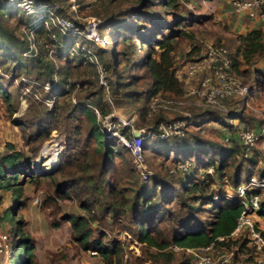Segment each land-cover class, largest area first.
I'll return each mask as SVG.
<instances>
[{
	"label": "trees",
	"instance_id": "1",
	"mask_svg": "<svg viewBox=\"0 0 264 264\" xmlns=\"http://www.w3.org/2000/svg\"><path fill=\"white\" fill-rule=\"evenodd\" d=\"M54 1L61 4L56 10L58 13L68 7L63 4L66 0ZM114 1L99 0L96 4H103L98 37L103 39V30L113 35L110 46L106 47L71 29L62 32L55 26L48 28L45 16H25L14 3L0 0V95L10 102V95L3 85L16 81L17 89L28 91L23 93L25 98L42 105L29 119H12L23 131L26 143L31 144V153L15 149L10 142H6L5 151L0 152V204L3 191L9 192L12 199L0 215V221L8 223L11 232L12 250L7 256L8 264H36L34 240L23 230L24 223L18 218V211L29 198L25 185L39 180L32 161L40 144L52 130L58 131L62 122L74 118L76 122L67 128L57 166L45 177L52 183V194H48L47 199L73 198L81 212H65L51 224L57 227L62 221L68 222L73 239L82 249L96 251L107 264L115 260L119 263L123 257L127 240L120 237L121 232L131 234L141 243L143 254L151 262H172L176 257L172 247L176 245L180 247L176 251L180 256L175 264H189L191 256L185 251L186 247L205 246L217 236L228 235L236 225L244 199L262 193V187L255 186L247 189L244 196L235 191L236 186L249 181L252 174L264 180V154L252 149L247 158L234 165L235 158L244 157L245 149L235 133L246 120L241 109L230 107L225 113L205 109L192 115L200 119L194 122L207 119L224 126L228 131L223 137H228L225 145L202 140L193 132L182 137H146L142 142L143 151L149 149L148 140L154 138L155 144L161 145L163 160H168L169 164L164 168L165 174L152 171L147 179L150 183L142 182L132 195L128 194L127 179L136 173L135 167L129 165L122 154L129 149L104 131L95 109L101 117L105 116L110 106L104 98L110 94L113 102L111 94L119 91L134 107L140 126L154 129L157 122L165 118L159 114L147 116L149 100L155 94L179 95L183 86L177 69L197 60L201 49L194 44V35L186 28L198 16L191 12L178 13L180 7H185V0H134L128 6L116 9L111 6ZM15 29H26L32 34L35 54L25 53L28 43L14 33ZM50 32L55 36L51 37ZM180 38L188 39L191 47L177 67L174 51ZM238 41L241 63H251L253 54L264 51L260 28L240 33ZM91 55L96 60L91 59ZM230 61L232 69L240 62L236 57ZM98 65L105 73L107 88L100 83L91 92L92 103L71 96L74 89L84 88L90 82L83 72L92 69L98 78ZM109 71L113 73V79L107 76ZM45 82L50 85L48 89L44 88ZM51 98L52 105L48 106L46 100ZM8 109L13 113L15 107L8 104ZM76 111L84 114L90 123L82 141V123ZM119 127L126 137L132 136L127 127ZM98 153L99 159L95 156ZM178 162H187L189 167L183 172H169V168ZM231 165L233 173L229 174L228 189L227 185L217 184L216 178L225 175ZM207 167H212L213 172L208 173ZM256 214L264 216V193L259 198ZM116 226L119 228L112 230ZM104 227L112 230L108 236ZM218 243L234 247L235 258L239 252H246L247 258L251 256L244 236Z\"/></svg>",
	"mask_w": 264,
	"mask_h": 264
},
{
	"label": "rangeland",
	"instance_id": "2",
	"mask_svg": "<svg viewBox=\"0 0 264 264\" xmlns=\"http://www.w3.org/2000/svg\"><path fill=\"white\" fill-rule=\"evenodd\" d=\"M133 1L134 0H115L111 6L114 9L123 8L128 6ZM75 2L80 6V10L78 12L80 17L94 16L99 20L101 19V15L103 13V4H95L88 7L87 4L89 3V0H75ZM68 3L70 2H68L67 0L63 2V4ZM188 3H190L191 5H189ZM230 3L231 0H188L186 1V3H184L185 7H183L187 9V11L180 7L178 13L188 14L189 12H191L198 16L195 22L186 26V28L194 35V44L200 46L201 51L199 55H197V59L204 55L209 44H220L226 47V57L228 59L236 57V59L238 58V60H240V62H238L237 64V68L232 69V74L239 77L242 83H245L250 87L251 97L248 100H245L241 97L226 99L222 101L226 109H216V111L225 113L226 110L230 107L241 109L246 120L245 125L248 127H255L264 118V51L261 54H253L251 63H241V57L239 56L238 50V47L241 44L238 41V35L240 33H243L241 32L242 26H244L245 29H249V24L252 22V28H260L262 30V43L264 46V17L251 20L245 16L236 15L231 11ZM168 17H170V15H168ZM102 32L103 39H101L100 43L105 44L106 47H109L113 35L112 33H106V30H103ZM14 33L18 37L23 39L26 43H28V48L33 46L36 47V45H33L30 35L24 29H15ZM190 47L191 43L188 39L180 38L178 42H176L174 53L177 67L180 65L179 63L184 60V54L188 50H190ZM189 58L191 59V56H189ZM182 66L178 67L177 75L182 80L183 88L188 85L197 86L200 75L190 78L188 80V83H186V81L184 80L186 74L182 72L183 70H180L183 69ZM178 70H180V72H178ZM106 73L109 78H114L112 72L109 71ZM98 74L99 75L97 78L96 72L92 69L83 72V76L90 82L84 88L74 89L71 96H73L74 98L77 97L81 101L92 103L91 92L97 89L100 83L103 84L105 88H107V85H105V82H107V80L105 81L104 78L105 73L103 71H100ZM14 84H16V81ZM14 84H10V82H7L3 85L5 91H7L10 95V102H7L0 95V152L5 151V143L10 142L13 144L15 149L30 154L31 144L26 143L23 131L12 119L14 117L29 119L38 110H40L42 105L33 102L31 98H25V94L23 93H28V91L26 89L19 90L17 89V87H15ZM39 93H42L40 89L38 90V96H40ZM111 95L114 97L113 102H111L110 100V94L108 97L104 98L110 106V111L103 117L99 115L98 118L101 119V122H103V124L107 127L109 125V119H111L112 121H120V119L123 118L126 120H131L134 127L140 126L141 122L135 113L134 107L129 103V101L123 98L124 96H122L119 91H115ZM171 97L177 98L180 96L177 95ZM65 99L67 100V97ZM8 104H10L12 107H15L13 113L9 111ZM182 105L183 106L181 108L188 110L192 115L205 110L197 104L196 100L193 97L183 98ZM76 113L82 123V133L80 135L81 140L88 131L90 123L88 122L86 116L80 111H76ZM157 114L161 115L166 120H173L176 118L177 112L175 113L172 111H160ZM197 120L200 119L191 117L190 119L186 120L183 129L188 134V136L191 132H193L197 133L200 139L207 140L211 143L215 142L223 145L228 143L223 139L225 133L228 132L224 126H221L220 124L212 121H208L207 119H205L204 121L201 120L202 122L199 121L198 123L194 122ZM75 122V118L70 122H62L60 129L58 131L52 130L49 137L40 144L38 153L32 161L37 171L40 170L36 168L35 163L37 159H39L41 152L46 145L58 142L59 146H61V157V149L65 143L67 128L70 123ZM153 140L154 138H150L148 140V143H150L151 146L149 147V149L144 150V160L149 170L155 172L156 174L163 175L166 172L164 168L167 166V164H169V161H165V159L163 160V155L160 153L161 145L157 143L155 144ZM90 144L93 145V141H91ZM173 145L174 144H172V146ZM251 152L252 151L250 150L247 154L246 152L243 154L244 157H241V155H239L237 158H235L233 160L234 165L241 162L243 158H247V156H249ZM122 154L127 163L129 165H133L130 152L128 150H125ZM95 156L97 159L100 158L99 153ZM51 157L52 155L50 154L42 159V161L46 162ZM115 160L119 161V157H116ZM57 163L53 168L49 169L50 173L54 171ZM33 165L31 166L33 167ZM258 165H260V162L257 164V167ZM201 173L202 170L198 171L199 175ZM232 173L233 165L229 166L226 169L225 175L216 178V183H219L223 186L227 185L229 189V174ZM36 175H38L39 180H37L35 183L29 182L26 184V188H24V190L29 198L26 202V205L20 208L18 211V218H21L24 223L22 225L23 230L34 240L35 263L107 264L99 254L93 255L90 253V251L82 249L78 242L73 239L71 232L72 229L68 222L62 221L59 226H52V221L58 219L63 213H79L81 211L77 205L76 200L73 198L55 199L53 201L47 199V195L52 194V183L49 178L45 177V175H47V172H44L42 174L36 173ZM253 179H255V182L256 180L258 181L256 174L251 175V180ZM142 182L150 183V181L147 179L143 180L137 171L135 173V176L128 177L126 182L127 187H129L128 194L132 195L137 189L138 185ZM243 183L250 185L248 181ZM260 184H262L260 187H262L263 190L258 197L262 198L264 193V181ZM10 203H12V199L11 194L9 193L8 196L4 197L2 204H0V215L3 208ZM257 216L258 215L256 214V216H254V219L256 220L257 224H259ZM116 228L118 229L119 227L116 226L112 230H115ZM103 230L106 232V236H108L112 231L107 227H104ZM0 233H6L7 235H9L10 253V251L12 250L11 232L9 224L5 221H0ZM120 237L127 240L125 243V248L123 250V257L119 263H117V261L115 260L112 264H161L157 262H151V260L147 259L146 255L142 252L141 243H139L133 236H131V234L127 232H121ZM19 250L20 248L18 249V251ZM176 251L174 252L173 250V252L176 253L175 259H173V261L168 264H175V262L179 259L178 257L180 256V252ZM8 254H0V264H8ZM237 259L239 260V264H244V262L247 260L246 252H239V254H237Z\"/></svg>",
	"mask_w": 264,
	"mask_h": 264
},
{
	"label": "built area",
	"instance_id": "3",
	"mask_svg": "<svg viewBox=\"0 0 264 264\" xmlns=\"http://www.w3.org/2000/svg\"><path fill=\"white\" fill-rule=\"evenodd\" d=\"M68 7L63 13H58L57 8L61 4L54 0H6V2L14 3L25 16H45V25L49 28L55 26L59 31L66 32L72 30L78 35H82L87 39L95 40L101 44V39L97 34V26L100 20L94 16L80 17L79 4L75 0H67ZM184 1V0H183ZM99 0H89L88 7L97 4ZM186 3V0L185 2ZM191 5L190 3H188ZM264 0H231V11L236 15L245 16L249 19L263 18L264 11L262 6ZM68 10V12H67ZM81 18V19H80ZM26 31V29H24ZM33 41L32 34H29ZM50 36L55 34L50 32ZM36 53V47H29L25 53ZM52 49H49V54ZM90 52V50H88ZM227 49L220 44H209L207 49L199 59L187 62L182 66L185 75V81L192 77L200 75L197 86L188 85L182 89L177 98L166 94H155L151 97L147 104V116H153L160 111L177 112L176 118L173 120L162 119L157 122L154 129L147 126L134 127L131 120L120 119V121H112L109 119V125L106 127L103 122L104 131L109 135L114 136L118 142L126 146L132 157V163L136 171L140 174L143 180L148 179L152 171L146 166L142 142L146 137H182L185 135L183 127L186 120L192 117V114L185 109H182L183 98L193 97L197 104L204 109L209 110H225L226 107L222 101L230 98L241 97L248 100L251 97L250 87L242 83L239 77L232 74L231 61L226 57ZM91 59L95 56L91 55ZM99 70L100 66L98 65ZM178 70V72H180ZM101 77V75H100ZM49 83L45 82L44 88H49ZM74 101V98L72 97ZM53 99L46 100V104L51 106ZM199 102V103H198ZM97 117L100 113L95 109ZM106 118V117H105ZM133 120V119H132ZM127 127L132 133L130 138L120 132V127ZM238 142L245 149L246 154L252 149H257L264 154V118L255 127H248L245 124H240L235 133ZM224 140H228L225 137ZM61 147V146H60ZM245 154V155H246ZM189 167L187 162H178L175 166L169 168V172L185 171ZM206 171L212 173V167H207ZM258 181L255 179L246 183H240L236 186L235 191L239 196H244L245 191L253 186L260 187L264 180ZM37 200V198H36ZM259 209V197L254 194L249 199H244L243 208L237 217L236 225L233 230L225 236H217L215 240L208 245L196 248L186 247L185 251L190 254L189 264H239V260L234 257V248L226 247L219 244V241H225L228 238H237L244 236L246 238V246L251 251V256L247 258L244 264H264V230L257 224L254 216ZM174 251H179L180 247L173 245ZM9 253V236L6 233H0V254ZM91 254H96V251H90Z\"/></svg>",
	"mask_w": 264,
	"mask_h": 264
},
{
	"label": "bare ground",
	"instance_id": "4",
	"mask_svg": "<svg viewBox=\"0 0 264 264\" xmlns=\"http://www.w3.org/2000/svg\"><path fill=\"white\" fill-rule=\"evenodd\" d=\"M52 155V157L44 162L42 161V159H44L46 156L48 155ZM60 158V146L58 142H55L53 144H48L46 145L42 152L41 155L39 157V159H37L35 166L37 169H39L40 171H37L38 173H44V172H50L49 169L53 168L58 159ZM43 171V172H41Z\"/></svg>",
	"mask_w": 264,
	"mask_h": 264
},
{
	"label": "crops",
	"instance_id": "5",
	"mask_svg": "<svg viewBox=\"0 0 264 264\" xmlns=\"http://www.w3.org/2000/svg\"><path fill=\"white\" fill-rule=\"evenodd\" d=\"M255 20L257 18H252L251 20ZM253 27L252 25V22L249 24V29H251ZM249 29H245L244 26L241 27V32H244L245 30H249ZM25 188H26V185H25ZM3 196H8L9 195V192H6V191H3L2 192ZM4 199V198H3ZM257 220L259 222V226L264 230V216H257Z\"/></svg>",
	"mask_w": 264,
	"mask_h": 264
},
{
	"label": "water",
	"instance_id": "6",
	"mask_svg": "<svg viewBox=\"0 0 264 264\" xmlns=\"http://www.w3.org/2000/svg\"><path fill=\"white\" fill-rule=\"evenodd\" d=\"M47 173H49V172H47ZM38 174H42V173H38ZM46 174V173H45Z\"/></svg>",
	"mask_w": 264,
	"mask_h": 264
}]
</instances>
